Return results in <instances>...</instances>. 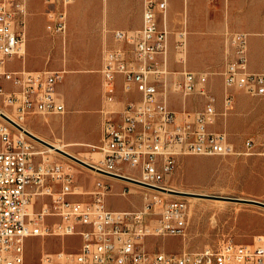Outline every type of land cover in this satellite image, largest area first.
<instances>
[{"label":"built area","instance_id":"2783aa9c","mask_svg":"<svg viewBox=\"0 0 264 264\" xmlns=\"http://www.w3.org/2000/svg\"><path fill=\"white\" fill-rule=\"evenodd\" d=\"M26 1L0 0V105L15 118L0 110V264H264L262 234L251 243L227 238L217 247L196 251L150 252L143 246L147 236L183 235L188 225L187 196L170 192L161 184L173 172L176 157L235 152L227 132L210 127L217 109L207 86L208 73L185 66L181 70L177 85L181 93H198L205 99L203 108L192 116L184 108L185 116L178 120L166 94L159 91L167 72L168 32L158 22V16L165 19L166 14L158 12L166 11L168 1L143 0L141 26L114 29L112 34L119 44L104 51L100 72L105 106L96 146L101 157L88 162L93 169L83 165L98 176L89 200L71 198L80 193L74 166L50 159L18 123L30 115L65 110L56 94L65 70L13 69L8 65L25 53ZM44 1L50 5L45 11L47 28L64 33L67 7L74 0ZM227 42L229 50L222 70L225 114L234 106L233 89L264 101V71L248 68L247 33L230 31ZM185 47L186 34L179 31L176 48L180 61H184ZM118 74L123 91L134 87L140 96L114 108ZM244 146L245 153L259 155L264 166V119L257 140L247 138ZM111 179L173 197L153 196L134 210L112 209L105 201ZM126 191L124 188L122 194ZM46 236H78L80 244L74 251H42L37 261L28 259L27 239Z\"/></svg>","mask_w":264,"mask_h":264},{"label":"rangeland","instance_id":"374dc122","mask_svg":"<svg viewBox=\"0 0 264 264\" xmlns=\"http://www.w3.org/2000/svg\"><path fill=\"white\" fill-rule=\"evenodd\" d=\"M110 7L109 0H101L99 4L92 3V9L97 5ZM126 14H109L112 19H124L126 22L138 17L141 10V0H129ZM166 11L158 14H166V18L158 16L160 27H166L168 37V52L166 58V75L159 84L161 94H166L167 103L176 112L177 119L185 116L183 109L192 116L204 106V97L193 93L183 95L177 88L181 81L183 66L197 72L208 73L207 86L211 89L216 99L217 115L212 129L225 130L234 144V153L231 154H181L176 157L173 172L161 180V184L169 185L177 190L201 193L198 199L187 198L189 203V222L185 233L178 236L159 235L147 236L143 239V246L150 252L166 251L180 252L181 250L196 251L206 246L217 247L223 239H232L238 243H251L256 235H264V207L244 203L240 201L224 200L205 196L224 195L243 198H252L264 201V166L261 157L255 153H245L244 141L247 138L257 140L264 119V108L251 100H244L246 94L241 89H233L234 106L228 113L223 109V76L224 56L223 42L213 37H200L194 33L193 14H264V0H167ZM76 1L70 3L68 8ZM50 5L44 0L26 1V37L32 25L38 29L40 37L48 43V35L52 36V60L61 58V69L65 70L64 81L70 74H88L79 83L81 95L91 98V106H95L100 96V74L103 52L107 48L119 44L112 36L114 28L96 27V19L84 22L83 36L82 23L77 14H73L75 33L70 28V14H66V28L64 33L54 32L47 28V15L45 11ZM67 8V9H68ZM247 12V13H246ZM211 16V19L214 17ZM78 18V19H77ZM210 29L206 24V29ZM186 30V47L184 61H180V54L176 48L178 32ZM241 30L238 28L230 31ZM79 33V34H78ZM78 34V35H77ZM77 36V38H75ZM224 37V36H222ZM74 39L76 41L74 42ZM222 45V50H221ZM45 49V48H44ZM44 49L39 50L35 58L38 61L44 54ZM74 56L78 60L84 58V64L70 68L65 64L67 59ZM181 55V56H183ZM30 64V61L28 62ZM98 64H100L98 66ZM10 67H19L21 60L14 59L8 63ZM101 78V77H100ZM214 80L218 88L215 89ZM116 88H120V79L115 78ZM115 104V103H114ZM120 104V103H119ZM119 104L113 105L118 108ZM91 106L83 108L84 117L89 116L83 130L79 127L75 132L84 137V140H70L64 131V113L52 114V120H47L41 115H30L23 123L36 132L40 138L48 142L64 143L74 154L83 158H91V153L98 151L100 132H98L97 120L91 110ZM1 107V105H0ZM2 108V107H1ZM4 109V108H3ZM6 110V109H5ZM11 114V113H10ZM12 115V114H11ZM13 116V115H12ZM14 117V116H13ZM83 132H82V131ZM37 148L46 151L50 159H59L74 166L75 181L79 186V194L72 195L76 200H89L90 191L98 178L97 174L76 163L72 158L58 151L50 152L46 146L35 139ZM76 141L78 145L66 144ZM39 142V143H38ZM60 153V154H59ZM100 158V157H99ZM98 159V158H97ZM132 171L131 168L127 169ZM111 187L105 197L106 204L112 209L134 210L140 208L143 203L159 196L169 199L173 196L166 193H158L137 184L127 181L111 179ZM127 188L125 194L122 190ZM204 194V195H203ZM185 195L187 194H179ZM191 195V194H190ZM193 195V194H192ZM159 210V207H156ZM80 244L78 236L66 237H31L26 241V254L28 259L37 261L42 251H57L65 249L74 251Z\"/></svg>","mask_w":264,"mask_h":264},{"label":"crops","instance_id":"0c3cea01","mask_svg":"<svg viewBox=\"0 0 264 264\" xmlns=\"http://www.w3.org/2000/svg\"><path fill=\"white\" fill-rule=\"evenodd\" d=\"M76 1L72 4L67 12L70 14V28L71 31L75 33V27L73 25L74 20L72 19L73 14H77V17L81 19V33L83 36V28L85 26V21H89L90 19H96L97 25L96 27H108V28H121L126 30L137 29L141 26L142 14L141 10L138 13V17L132 20V22H126L122 19H112L109 14H126L128 11L129 0H109L110 7L106 9L105 2L103 1V5H97L96 9H92V3L96 2L99 4L101 0H74ZM73 1V2H74ZM143 6V0H141ZM143 10V7H142ZM247 13V12H246ZM193 28L194 33L199 35L200 37H213L215 40L223 42V56H224V65L227 57V51L229 50L228 42H227V33L230 32V29H241V31H245L247 33V55H248V68L252 71H264V14H206L208 18H204V14H193ZM211 16L214 19H211ZM77 18V19H78ZM35 19H33V22ZM32 25L28 31V35L26 37L25 43V53L21 60V65L19 67H11L13 69L24 68L26 70H57L61 69V58L57 57L55 60H52V36L48 35V43H46L45 39L40 37L38 29L35 25ZM206 24H209L210 29H206ZM113 29V30H114ZM112 30V32H113ZM79 34V33H78ZM77 34V35H78ZM113 36V34H112ZM224 36V37H222ZM77 38V36L75 37ZM114 38V37H113ZM115 40V39H114ZM76 39H74V42ZM116 41V40H115ZM117 42V41H116ZM221 45V50H222ZM45 48V49H44ZM44 49V54L42 58L36 62L35 58L39 54V50ZM106 50V49H105ZM104 50V51H105ZM104 54V52H103ZM14 59L19 60V57H14ZM84 58L78 60L73 55L65 61V64L74 68L75 66L84 64ZM30 61V64L28 63ZM103 62V59H102ZM100 64H98L99 66ZM223 65V68H224ZM102 66V63L101 65ZM101 69V68H100ZM101 74V72H100ZM88 74H70L64 81L59 82L56 85V94L58 98L64 102L65 110H64V131L66 136L70 140L81 141L84 140V137L78 135L76 131L79 130L80 127L82 130L87 122V117H84L82 110L86 106H91L92 99L89 97H85L81 95V91L79 88V83L81 80L86 77ZM120 79V88H116V98L117 101L115 104H119V107L123 101L127 99H138L140 96V92L137 91L134 87L130 92H124L122 89V76L120 74L117 75ZM101 77V78H100ZM101 79V91L99 99L96 105L91 106L88 110H91L95 119L97 120L98 132L101 135V127H102V112L101 110L105 106V102L103 99V86H102V76L98 74V81ZM208 82V81H207ZM215 84V89L218 88V83L216 80L213 81ZM211 90V89H210ZM212 92V91H211ZM244 100H251L261 105L264 108V101H262L258 97H246L242 95ZM114 104V105H115ZM39 115V114H38ZM44 116L47 120H52V114L41 115ZM81 130V131H82ZM83 132V131H82ZM101 137V136H100ZM100 140V139H99ZM76 141L69 142L66 144L70 145H78ZM71 198H73L71 196Z\"/></svg>","mask_w":264,"mask_h":264},{"label":"water","instance_id":"95a60500","mask_svg":"<svg viewBox=\"0 0 264 264\" xmlns=\"http://www.w3.org/2000/svg\"><path fill=\"white\" fill-rule=\"evenodd\" d=\"M1 116L3 118H5L7 121H9L10 123H12L14 126L20 128V129H23L19 124H17L16 122H14L10 118H8L6 115H4V114L1 113ZM23 130L31 138H33L35 140H38V141H40V142H42V143H44L46 145L52 146V144L50 142H48V141H46V140H44V139H42V138L34 135L33 133L29 132L26 129H23ZM56 149H57V151L65 154L66 156L72 158L73 160L79 162L80 164H82V165H84V166H86V167H88L90 169H93V167L89 163L83 161L82 159H80V158H78V157H76V156H74V155H72V154H70V153H68V152H66L64 150H61L59 148H56ZM169 191L170 192H173V193H179V194H189V193H186L184 191L181 192L179 190H173V189H169ZM205 196L214 197V198H220V199H224V200H231V201H240V202H244V203H251V204H255V205H259V206L264 207V201L257 200V199H252V198H243V197H234V196H224V195H208V194H205Z\"/></svg>","mask_w":264,"mask_h":264},{"label":"bare ground","instance_id":"6f19581e","mask_svg":"<svg viewBox=\"0 0 264 264\" xmlns=\"http://www.w3.org/2000/svg\"><path fill=\"white\" fill-rule=\"evenodd\" d=\"M183 32H184V34H186V30H183ZM0 110L3 112V113H5V114H7V115H9V116H11L12 118H14L8 111H6L5 109H3V108H0ZM15 119V118H14ZM181 119V115H179V120ZM18 123L24 128V129H26V130H28L29 132H31V133H33L34 135H36V136H38V137H40L36 132H34L32 129H30L29 127H27L23 122H20V121H18ZM23 131V130H22ZM38 141V140H37ZM40 142V141H39ZM38 142V143H39ZM51 144H52V146H49V145H46V144H44L45 146H46V148H47V150L48 151H50V152H54V153H58V151H57V149L56 148H59V149H61V150H64V151H66V152H68V153H70V154H72V155H74V156H76V157H78V158H80V159H82L83 161H85V162H91V160L92 159H97V158H99V157H101V154L98 152V151H95V152H93V153H91V158L90 159H88V158H83V157H81V156H78V155H76V154H74L73 152H71L68 148H66L65 147V144L64 143H60V142H50ZM60 154V153H59ZM166 188H168V189H173V190H177L176 188H174V187H172V186H169V185H166L165 186ZM179 191H183V190H179ZM184 192H186V193H189V194H187L188 196H187V198H193V199H198L199 197L198 196H196V195H198V194H201V193H196V192H191V191H184ZM191 194V195H190ZM193 194V195H192Z\"/></svg>","mask_w":264,"mask_h":264}]
</instances>
